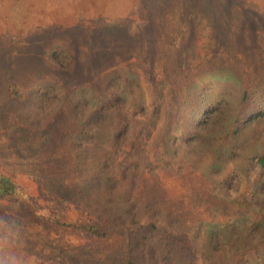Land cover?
<instances>
[{"label": "trees", "instance_id": "16d2710c", "mask_svg": "<svg viewBox=\"0 0 264 264\" xmlns=\"http://www.w3.org/2000/svg\"><path fill=\"white\" fill-rule=\"evenodd\" d=\"M83 21L77 18L71 29H83ZM111 22L88 27L86 42L100 38V46L86 63L110 57L102 36L120 42L108 30ZM214 24L222 32L223 24ZM57 42L63 45L48 53L50 62L60 69L59 59L68 56L65 71L73 78L84 62L69 56L65 39ZM13 49L21 48L10 41L3 52L16 71ZM184 50L178 71L186 68ZM105 67L95 77L102 80L99 95L90 83L66 93L42 83L46 91L55 87L58 98L39 118L28 113L25 121L16 109L1 119L19 168L51 196L42 199L0 166V200L23 208V215L0 208V221L24 227L35 219L115 241L97 250L101 264H264V205L252 202L264 201V137L248 143L264 122V80L214 66L200 71L208 75L202 80L194 75L185 82L181 74L178 89L166 76L143 81L133 67ZM6 94L19 102L32 98L18 83ZM73 207L77 213L68 216Z\"/></svg>", "mask_w": 264, "mask_h": 264}, {"label": "rangeland", "instance_id": "374dc122", "mask_svg": "<svg viewBox=\"0 0 264 264\" xmlns=\"http://www.w3.org/2000/svg\"><path fill=\"white\" fill-rule=\"evenodd\" d=\"M80 17L84 18V28L71 29L72 23ZM106 21H113L114 25L108 30L120 42L117 44L109 34L102 36L103 46L111 50L110 57L107 60L97 57L93 63L88 59L86 63L85 57L96 53L94 49L100 46L98 37L92 45L86 42L90 35L88 27L91 28L93 22L100 25ZM214 21L223 24V34ZM60 37L65 39L69 56L84 62L80 73L73 78L69 70L65 71L69 66L68 56L59 59L60 69L48 56L52 48L61 43L57 42ZM129 37L127 45H119ZM10 41L21 48L20 51L13 49V53L19 54L16 71L15 64H10L8 55L3 52L9 49ZM185 48H188L184 53L186 68L178 71L175 63ZM0 57L3 60V68L0 64V125L7 111L19 109L27 121L28 113L39 118L40 111L49 108L58 98V92L55 87L46 91L47 85L42 83H57L63 93L68 87L90 83L95 95H99L97 87L102 80L96 78L109 62L122 63L128 69L133 67L143 81L150 77L159 81L166 76L178 89L183 84L181 74H185V82L194 75L202 80L208 75L201 70L224 65L237 68L245 79L258 82L264 80V0H0ZM11 83H18L32 98L21 102L7 98ZM262 137L264 122L248 143H258ZM11 144L0 126L1 168L29 183L42 199L49 198L51 191L19 168ZM252 202L264 205L261 199ZM0 208L23 215V208L13 201L0 200ZM76 211L77 207L67 208L68 216H74ZM6 223L0 221V260L5 264L11 261L101 264L97 250L106 251L115 245L113 240L96 241L77 231L35 219H27L24 227ZM262 248L264 252V244ZM260 254L264 261V253Z\"/></svg>", "mask_w": 264, "mask_h": 264}, {"label": "clouds", "instance_id": "9594fccd", "mask_svg": "<svg viewBox=\"0 0 264 264\" xmlns=\"http://www.w3.org/2000/svg\"><path fill=\"white\" fill-rule=\"evenodd\" d=\"M0 264H5V261L0 260ZM10 264H18L17 261H11Z\"/></svg>", "mask_w": 264, "mask_h": 264}]
</instances>
